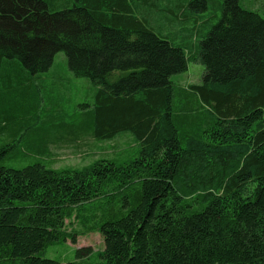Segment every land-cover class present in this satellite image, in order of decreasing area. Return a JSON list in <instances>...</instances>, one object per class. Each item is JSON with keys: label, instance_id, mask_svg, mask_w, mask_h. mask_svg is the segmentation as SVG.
Returning a JSON list of instances; mask_svg holds the SVG:
<instances>
[{"label": "trees", "instance_id": "trees-1", "mask_svg": "<svg viewBox=\"0 0 264 264\" xmlns=\"http://www.w3.org/2000/svg\"><path fill=\"white\" fill-rule=\"evenodd\" d=\"M60 52L97 88L65 140L131 134L137 154L53 169L39 160L64 134L16 147L29 112L0 96V136L13 140L0 146V264H82L90 248L70 263L43 254L76 242L65 222L85 205L102 212L101 264H264V17L241 0H0V91ZM191 61L205 66L202 83L176 89ZM28 155L37 161L3 164Z\"/></svg>", "mask_w": 264, "mask_h": 264}, {"label": "rangeland", "instance_id": "rangeland-1", "mask_svg": "<svg viewBox=\"0 0 264 264\" xmlns=\"http://www.w3.org/2000/svg\"><path fill=\"white\" fill-rule=\"evenodd\" d=\"M241 4L243 8L255 11L264 17V0H241ZM203 14L209 19L208 28L215 25L217 19L221 17L217 6L210 7ZM167 29L170 32L169 25ZM172 33L177 34L174 37L178 41L183 40V33L175 29ZM204 73V65L191 61L188 63V70L172 76V81L176 89H186L189 85L201 84ZM35 80L22 82L18 86V91L12 93L3 87L0 91V96L5 95L14 106L17 116L24 113L23 110L29 112L26 117L20 119L22 130L14 140L16 147L25 145L26 138L36 139L44 135L64 134L63 140L50 146L48 154L43 160H39L46 166L58 170L83 169L98 160H114L122 163L136 157L137 147L131 134H123L112 140H96L87 132H83L75 141L65 140L68 127L80 125L88 118L87 113L93 108L97 88L88 79L76 77L70 71L64 52L58 53L49 71L42 73ZM33 81L35 88L31 87ZM22 92L27 96L32 95L27 104L23 101ZM12 141L7 134L0 136V146L10 145ZM25 158H6L3 164L10 168L21 169L37 161L35 155H28ZM84 208L85 211L78 214L88 218L89 221L76 214L65 222L67 233L73 235L76 242L67 240L50 246L45 250L44 258L60 263L76 262L77 251L90 248L91 254L80 262L102 263L99 254L104 251L105 243L101 233L96 229L102 212L96 210L95 205H85Z\"/></svg>", "mask_w": 264, "mask_h": 264}, {"label": "bare ground", "instance_id": "bare-ground-1", "mask_svg": "<svg viewBox=\"0 0 264 264\" xmlns=\"http://www.w3.org/2000/svg\"><path fill=\"white\" fill-rule=\"evenodd\" d=\"M190 86V85H189Z\"/></svg>", "mask_w": 264, "mask_h": 264}]
</instances>
